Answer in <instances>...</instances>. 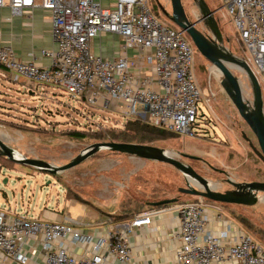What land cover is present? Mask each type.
<instances>
[{"label":"built area","instance_id":"2783aa9c","mask_svg":"<svg viewBox=\"0 0 264 264\" xmlns=\"http://www.w3.org/2000/svg\"><path fill=\"white\" fill-rule=\"evenodd\" d=\"M220 1L246 53L241 60L257 79H264V0ZM5 5L14 13L27 8L49 12L54 43V49L41 51L50 58L46 66L22 61L10 46H1L0 67L15 80L22 78L33 89L56 86L88 105L119 113L124 123L138 120L177 135H193L202 96L194 74L193 43L179 28L158 22L147 0H114L109 6L96 0H0V7ZM105 33L121 38L122 54L91 51L94 39ZM127 48L137 50L134 57L124 52ZM170 207L179 217L175 264H264V247L218 206L193 200ZM154 214V209L143 210L124 222L109 217L105 235L95 236L81 230L95 222L69 213L56 221L0 209V264H28L25 247L31 239L40 245L42 264H109L111 258L129 264L128 234L150 224Z\"/></svg>","mask_w":264,"mask_h":264},{"label":"rangeland","instance_id":"374dc122","mask_svg":"<svg viewBox=\"0 0 264 264\" xmlns=\"http://www.w3.org/2000/svg\"><path fill=\"white\" fill-rule=\"evenodd\" d=\"M181 3L188 20L209 39L238 59L246 56L235 24L221 8L220 0H181ZM147 5L158 22L178 29L170 17V0H147ZM192 47L194 74L202 92L192 123L193 135L169 133L168 137L154 139L148 145L163 148L182 163L191 165L216 191L230 189L225 178L235 182L264 180V164L243 137L249 138L258 149L255 136L222 89L210 64L193 44ZM91 51L99 54L98 48L92 47ZM127 53L134 57L137 50L127 48ZM229 65L243 99L252 105L253 93L246 75L241 67ZM258 81L264 114V79L258 76ZM25 85L19 78L12 88L0 86V138L19 157L43 159L61 166L91 144L104 141V129L126 125L119 113L88 105L56 86L40 85L32 95ZM75 132L82 135H74ZM185 155L203 161L184 158ZM193 183L170 164L106 148L55 175L0 156V209L41 220H50L43 212L69 213L75 219L85 217L81 202L107 215L116 213L120 205L127 203L130 208L141 210L150 202L166 198H177L174 203L202 200L218 206L264 247V193H257L258 201L253 205H238L178 191L188 184L196 187ZM71 200L76 202L71 204Z\"/></svg>","mask_w":264,"mask_h":264},{"label":"water","instance_id":"95a60500","mask_svg":"<svg viewBox=\"0 0 264 264\" xmlns=\"http://www.w3.org/2000/svg\"><path fill=\"white\" fill-rule=\"evenodd\" d=\"M170 6L171 20L182 32L188 35L200 55L204 57V59L212 66L213 73L217 77L222 89L237 110L239 116L244 120L255 136L258 149L253 145L251 146L254 153L264 164V114L262 109L263 101L261 86L258 79L251 68L244 61L231 55L227 51H224L223 48L217 44V42L209 39L205 34L198 30L195 26V23L188 20L181 0H170ZM230 63L241 67L243 71H245L246 77L252 88V105L243 99L239 82L237 77L231 71V65H229ZM243 137L245 139H249L245 135ZM102 148L172 165L186 178L193 180V184L196 186L193 187L188 184L186 187H180L178 189L180 193L199 196L218 203L238 205H253L258 201L257 193H264V181L234 182L230 179H228V182L235 187L234 190H225L223 192L216 191L209 186L208 180L202 175L198 174L191 165L182 163L166 152L163 148L153 145L116 142L111 140L96 142L83 150L70 162L61 166H55L43 159L17 157L16 151L10 148L0 138L1 156L5 157L10 162L29 165L48 172L51 175H55L61 171H65L80 164L86 158ZM190 157L198 158L194 156ZM177 200V198L173 197L150 202L149 204L151 206H158L174 203Z\"/></svg>","mask_w":264,"mask_h":264},{"label":"crops","instance_id":"0c3cea01","mask_svg":"<svg viewBox=\"0 0 264 264\" xmlns=\"http://www.w3.org/2000/svg\"><path fill=\"white\" fill-rule=\"evenodd\" d=\"M102 5H111L113 2L102 3V0H96ZM104 40V44L102 43ZM10 46L16 56L22 61H30L38 66H46L50 63V58L41 54L43 49H54V43L51 38V21L49 12L41 8L23 9L20 13H14L12 9L5 5L0 7V47ZM98 48L99 54L103 56H117L122 54V40L117 35L110 33L102 34L94 39L91 48ZM126 54L127 50L124 51ZM15 80L12 75L3 67H0V86L5 88L10 87ZM29 94L35 93L39 87L29 88L27 83L24 87ZM28 129H33L28 126H22ZM76 201L71 200V204ZM83 208V216L85 222H95L97 225L84 227V234H93L95 236H104L106 233L105 222L109 215H102L97 209L81 202ZM154 214L150 224L134 227L128 234L129 251L131 261L129 264H175L174 256L178 248V243L175 240V232L178 228L179 217L177 212L170 206L154 209ZM223 212V211H222ZM45 217L50 220L63 221L64 214L60 213H45ZM138 214V213H136ZM135 214V215H136ZM223 214L237 223L229 215ZM134 217V216H133ZM131 217V218H133ZM130 218V219H131ZM211 225V224H210ZM237 225H239L237 223ZM240 226V225H239ZM240 228H242L240 226ZM95 233V234H94ZM235 232L231 233L233 237ZM28 253V264H42L41 249L38 242L29 240L26 245ZM78 254L81 249L75 250ZM109 264H118L113 258L109 259ZM220 264V263H214ZM224 264H237L236 262H228Z\"/></svg>","mask_w":264,"mask_h":264},{"label":"trees","instance_id":"16d2710c","mask_svg":"<svg viewBox=\"0 0 264 264\" xmlns=\"http://www.w3.org/2000/svg\"><path fill=\"white\" fill-rule=\"evenodd\" d=\"M174 134L168 130L150 126L147 123L140 122L138 120L128 121L124 128H106L103 130L102 140L107 141H116V142H126V143H139V144H150V142L154 139H161L168 137V134ZM74 135L81 136L82 134L79 132L73 133ZM1 156V155H0ZM2 157V156H1ZM5 158V157H4ZM6 159V158H5ZM8 160V159H6ZM9 161V160H8ZM10 162V161H9ZM86 203V202H84ZM174 203L170 204H163L158 206H151L147 204V208L139 209H132L129 207V203L122 204L119 207V210L114 213L110 214L109 217L116 222H124L129 220L131 217L135 216L136 213H139L143 210L149 209H161L168 207ZM142 207V206H140Z\"/></svg>","mask_w":264,"mask_h":264},{"label":"flooded vegetation","instance_id":"af4514ba","mask_svg":"<svg viewBox=\"0 0 264 264\" xmlns=\"http://www.w3.org/2000/svg\"><path fill=\"white\" fill-rule=\"evenodd\" d=\"M247 142H248V145H249V147L252 149V146L251 145H253L252 143H251V141L249 140V139H245ZM252 151H253V149H252ZM254 152V151H253ZM191 158V159H195V158H192V157H190V156H188V155H185L184 156V158ZM195 160H199V161H203V159L202 158H198V159H195ZM223 172V171H222ZM228 179L229 178H225V182H227L228 184H229V186H230V189H228V190H234L235 189V187L233 186V185H231L229 182H228ZM231 180V179H230ZM259 181H264V180H259ZM235 182V181H234ZM243 182H245V181H243Z\"/></svg>","mask_w":264,"mask_h":264},{"label":"bare ground","instance_id":"6f19581e","mask_svg":"<svg viewBox=\"0 0 264 264\" xmlns=\"http://www.w3.org/2000/svg\"><path fill=\"white\" fill-rule=\"evenodd\" d=\"M245 90V89H244ZM10 137V136H9ZM170 154V153H169ZM17 155V157H19V154H16ZM171 155V154H170Z\"/></svg>","mask_w":264,"mask_h":264}]
</instances>
